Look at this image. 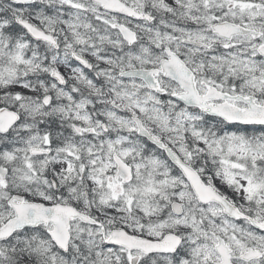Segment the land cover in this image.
<instances>
[{"label":"rangeland","instance_id":"rangeland-1","mask_svg":"<svg viewBox=\"0 0 264 264\" xmlns=\"http://www.w3.org/2000/svg\"><path fill=\"white\" fill-rule=\"evenodd\" d=\"M73 1L81 6L75 7L64 0H51L52 9L46 15L44 7L39 6L42 0L35 5L13 9L33 14L32 18L36 21H46L51 30H55L59 23L64 43L62 49L48 46L47 51H43L41 44L27 39L24 34L16 39L11 37L15 40L10 41L0 32V96L13 94L15 106L22 112V118L10 132L0 136V165L9 168L6 180H0V223L14 214L7 200L17 192L47 203L55 199L77 203L85 208L95 207L102 216L105 228L73 220L69 252L62 251L51 239L47 231L51 224L20 230L8 240L0 241V264H13L16 258L11 256L10 251L15 248L33 253V264H130L124 247L105 242V237L118 226L154 238L169 229L183 236L181 247L173 253L145 254L133 250L132 253L142 255L143 262L139 264H214L215 260H220L214 246L217 242L215 233L223 235L233 248L235 262L264 264V256L250 261L238 257L249 245L264 250V232L250 227L246 221L228 217L217 203L200 202L180 171L160 169L164 160L152 156L142 158L133 145L122 148L123 155L140 159L134 161L135 180L123 184V191L118 193L116 184L122 183L121 180L111 183L108 173L105 174L106 169L114 164L110 159L112 143H107V150L100 148L105 157L94 156L83 160L79 143L94 140L92 134L85 132L79 136L71 122L66 126L70 128L68 133L71 138L64 130L59 131V127L56 131L46 128V117L50 114L60 117L61 121L83 118L87 127L93 126L95 120L91 115H81L78 111L90 99L76 98L71 90L80 84L90 87L95 82L88 76L91 75L97 80L95 93H111L115 106L121 105L132 115L144 116L170 133L181 153L190 161L194 159L199 163L200 171H207L209 178L224 182L232 194L230 197L238 193L240 198L254 199L264 207V170H261L264 169V162H258L264 159V129H257L256 135L240 127L217 125L215 121L208 126L201 111L185 107L166 111L157 102L162 98L151 93L143 81H127L117 75L118 68L150 63L151 46L140 44L124 48L121 37L111 26V19L106 17L102 7L93 0ZM147 3L163 13L171 12V17L156 13L157 19L153 22L134 23L153 36L159 32L154 38L158 47L174 43L176 48L187 49L190 54L187 60L195 68L200 70L205 62L213 76L214 73L219 75V87L227 89L226 86L231 84L224 86L225 82L221 81L228 83L230 80L233 85L260 95L262 98L259 101L264 103V55L258 51L264 38L237 35L227 40L211 28L215 21L229 19L246 22L264 31V0H132V4L142 9ZM67 30L72 33V38L68 37ZM184 37L200 39L208 45L205 49L189 46L184 43ZM72 49L88 56L95 65H99L98 69L87 70L89 72L84 74L82 67L72 65ZM48 51L50 55L47 56ZM145 51L147 54H144ZM46 59L61 68L71 78V84L60 85L49 77L43 82L44 94L36 96L32 92L33 83L28 82L26 77L31 66L37 64L41 65V70L48 72L50 65L44 62ZM35 79L40 82L38 77L35 76ZM211 79L214 78L209 77V81L214 83ZM166 83L172 90L177 88L172 81ZM47 92L53 93V103L43 101ZM174 99H167L169 105H178ZM106 115L122 127V139H134L132 119L122 120V115L113 110L107 111ZM111 126L119 131L112 123ZM76 136L80 138L79 142H76ZM117 141L120 143L121 139ZM50 142L55 143L51 153H30L31 147L45 146ZM89 142L93 141L87 144ZM86 147L87 152L93 149L91 145ZM207 160L211 163L209 166L205 165ZM54 172L58 173L54 175L59 185L56 192L52 191L51 174ZM173 200L184 202L183 214L176 215L172 211L170 204ZM113 223H118V226ZM25 258L28 259V256Z\"/></svg>","mask_w":264,"mask_h":264},{"label":"water","instance_id":"water-1","mask_svg":"<svg viewBox=\"0 0 264 264\" xmlns=\"http://www.w3.org/2000/svg\"><path fill=\"white\" fill-rule=\"evenodd\" d=\"M16 2L31 3L34 0H14ZM101 2L105 8L120 11L127 14H132L136 17H144L147 15L142 14L134 10L123 0H96ZM19 22L23 24L31 35L38 39H46L53 43H56V39L53 38L51 33L44 31L39 28L33 22L25 19H19ZM122 32L125 37L131 35V30L124 26H121ZM215 32L221 36H226L231 38L237 33H248L252 32L257 36L259 33L253 31L252 29L246 28L245 26L234 23L230 21L217 22L213 24ZM198 44H201L197 42ZM260 52L264 54V45L259 48ZM84 62H87L85 58H82ZM164 70L170 76L181 80L189 82L187 86L188 92L177 94L183 101L189 105H197L202 109L207 110L211 114L221 115L231 122H242V123H258L264 124V104L257 102V97L255 95H233L230 93H211L209 97H223V98H233V99H243L248 104L246 107H240L233 103H220L217 105H207L202 102L203 96H200L197 92L194 82V74L183 59L176 53L172 54V57L168 62L164 63ZM151 70L148 69H131L123 74L138 75L145 78L150 83V77L152 74ZM54 78L58 79L60 83H65L66 78L59 70L55 69L52 72ZM154 86V85H153ZM51 95L45 96V101H48ZM20 118L19 113L7 106H0V132H7L15 122ZM138 123L139 133L148 137L151 141L159 145L160 147L166 148L167 153L171 160L177 164V166L183 171L185 176L190 181L196 195L200 201L207 202L210 200H215L219 202L224 211L232 217L242 218L248 217L249 220L260 229H264V222L259 221L253 216L247 215L242 212L238 205L231 202L218 190H216L211 184L205 182L198 170L192 165L185 162L181 156L173 150L171 147L166 145L162 140L156 138L148 128L145 127L142 120L135 118ZM43 149L33 148V153L42 152ZM119 173L123 177L124 181H128L132 178L131 167L119 159ZM8 174V168L0 165V180H4ZM119 190L121 188L119 187ZM8 203L14 208L15 215L9 218L2 226H0V240L9 238L16 230L24 228L26 226H37L42 222L49 223L53 222L54 229H51L53 239L57 242L59 246L63 249H68L69 241V226L70 220L76 217H81L84 221L94 220L87 214L81 213L76 207L70 204L64 203H53L47 204L41 201L26 200L23 194H14ZM172 208L176 213L181 214L183 212V203L179 201H174L172 203ZM219 243L216 245L217 251L221 254L223 260L217 262L216 264H235L231 261V248L225 243L222 236L218 235ZM110 241L121 243L129 248L137 247L141 248L147 252L158 251V250H175L181 242V238L173 233H169L162 240H152L144 237H139L129 233L126 229H115L113 230V235L109 239ZM263 252L250 248L245 252L242 257L245 259H251L254 257L262 256ZM136 263L134 259L133 264ZM24 264V263H21Z\"/></svg>","mask_w":264,"mask_h":264},{"label":"flooded vegetation","instance_id":"flooded-vegetation-1","mask_svg":"<svg viewBox=\"0 0 264 264\" xmlns=\"http://www.w3.org/2000/svg\"><path fill=\"white\" fill-rule=\"evenodd\" d=\"M42 1L44 3L46 0H42ZM64 1L67 2L68 4L75 6V7L81 6V4L74 2L73 0H64ZM35 4H37V2L34 3L33 5H35ZM45 11H47L49 13L51 10L47 9ZM2 12L3 11H1V13ZM47 12H44V13H47ZM104 14L106 15V17L108 19H111V21H110L111 26L115 27L116 23L121 22V23H125V24L133 27L136 30L137 42L135 44L131 45L129 42H127L122 37L121 33L116 29L117 33L121 37V41L123 43L124 48L130 49L131 47H135V46L140 45V44H143L145 47L151 46V53H150L151 62L146 63L143 66L150 67V68H159L160 67L161 60L167 56V50H166L167 45H162L161 47H158L157 43L154 41V38H157L159 32H155V36H153L147 30L143 31L140 26L134 25V23H136V20H134L130 17L124 16V15H121V14H118L115 12H111V11H104ZM32 15L33 14H30L27 12H23V13L15 12L12 14L10 11H7L3 18L5 19V23L7 24L8 28L16 29L17 26L11 20V17H13L15 19V21H16L17 17L22 16V17L30 18L36 22V20L32 18ZM37 22L42 27L49 30L50 32H52L57 37L58 42L60 44V49H62L64 43H63V38L60 36V32H59L60 24L57 23L56 29L51 30L46 21L45 22L37 21ZM39 43H41V45L43 47L46 46L47 48H48V46H50V47L52 46V44L49 42H39ZM105 43L107 44V42H105ZM170 46L172 47V49L177 50L176 46L174 44H172ZM43 50H45V49L43 48ZM182 53H183V55H187L186 50H184V49H183ZM144 54H147V51H145ZM164 55H165V57H164ZM45 62L48 63V60H45ZM48 64L50 65V67L53 65L50 62ZM98 66L99 65H96V67H98ZM210 71L211 70H210V68H208V64H205V62H203L202 68L200 70L198 69V72L196 73L200 93H206L207 92V85L209 83H212L211 81H209V77L212 76ZM154 73L158 77L161 85L167 88L166 92H164L167 94L162 95V97H166L168 95L174 96L175 93L183 92V90L181 89V87L178 83H177L178 84L177 88L175 90H172V87L167 85V83H166V81H168L170 79L165 77L164 73H162V72H154ZM33 74L36 77H38L39 79L47 78L50 75L48 72L41 70V67L37 68V72H35ZM170 81L173 82V80H170ZM226 87H228V86H226ZM222 89L225 91H230L232 93H249V92H243L241 87H238L237 85L230 87V88L228 87L227 89H224V88H222ZM239 90H241V91H239ZM82 91H83V93H79V92L75 93V97H83V98L87 97V98H89V99L91 98L93 100L92 101L93 106H91L90 104H87L85 107L80 108V111H82L81 115H83L84 113H88L95 120V122L93 123V126L87 127L86 123L83 122V118H78L75 120H65V122L63 124L65 126H67V125L69 126V123L71 122L74 126H76V130L78 131L79 136H83L85 134V132H87V133L92 134L93 137L95 138L94 140H88V141H93V142H89L88 144H87V142H88L87 140L84 141L85 143L84 142L79 143V146H82L80 150L84 153L82 155V158H85V157L88 158V157H94V156H105V153L101 152L100 148L107 150L108 149V147H107L108 142L113 144V147L111 149V155L113 157V155H115L116 152L120 153V150L122 148H125V146L130 145V142H127L125 140L123 141L121 139V143L117 144L116 136L123 135L122 127L119 125V123L112 122L111 120L113 118L108 117L106 115V112L109 110H113L116 113L122 115V117H121L122 120L127 119L128 121H131L132 114L129 110L123 109L124 107L122 108V107L115 106L114 103H112L111 93H93V92L88 93V91H87V93H84L85 91L83 89H82ZM149 91H151L152 93H159L158 91H156L154 89H150V88H149ZM163 101L164 100H160L159 103L164 104ZM52 102H54L53 94H52ZM179 105L182 107H185V106H183L184 104L180 101H179ZM165 106H166L165 107L166 109L170 108L169 104H167ZM145 120H146V118H145ZM100 121H101V124H100ZM111 123L113 125H115L116 127H118L119 131L115 132L116 128L112 127ZM66 128H67V130H70L69 127H66ZM162 136L165 138V140L167 139L165 133H163ZM78 139L80 140V138H78ZM87 145H91L93 148L90 152H87V147H86ZM152 151H155V149L153 148ZM157 158L159 159L158 156H157ZM106 172L108 173L109 179H112L113 169L107 170ZM54 189H55V192H56V190L59 191L58 187H56Z\"/></svg>","mask_w":264,"mask_h":264},{"label":"trees","instance_id":"trees-1","mask_svg":"<svg viewBox=\"0 0 264 264\" xmlns=\"http://www.w3.org/2000/svg\"><path fill=\"white\" fill-rule=\"evenodd\" d=\"M22 30H18V31H10V32H3V35L5 38H11V37H18L20 36L22 33H21ZM34 84V83H33ZM35 90H37V86L35 87ZM12 92V91H10ZM1 104H8L10 106H13L15 107V100H14V96L13 94H6L4 96H0V105ZM12 190H15V189H12ZM251 206H254V205H251ZM262 207H257V206H254V207H249V212L251 213H254V215H257L259 216L261 219H264V209H261ZM10 254H12L11 256L13 258H17L19 261H25V253L21 250H19L18 253H16L15 251H12ZM16 261V259H15ZM14 261V262H15Z\"/></svg>","mask_w":264,"mask_h":264},{"label":"bare ground","instance_id":"bare-ground-1","mask_svg":"<svg viewBox=\"0 0 264 264\" xmlns=\"http://www.w3.org/2000/svg\"><path fill=\"white\" fill-rule=\"evenodd\" d=\"M7 17V16H6ZM56 131V130H55ZM59 131H61V130H59Z\"/></svg>","mask_w":264,"mask_h":264}]
</instances>
